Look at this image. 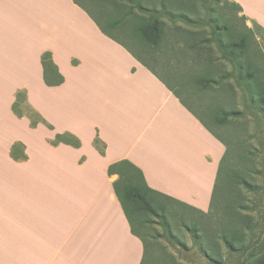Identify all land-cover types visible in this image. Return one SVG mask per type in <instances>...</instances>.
Masks as SVG:
<instances>
[{
    "label": "crops",
    "instance_id": "obj_1",
    "mask_svg": "<svg viewBox=\"0 0 264 264\" xmlns=\"http://www.w3.org/2000/svg\"><path fill=\"white\" fill-rule=\"evenodd\" d=\"M122 1L0 0V264H142L145 240L108 172L121 160L174 202L211 208L227 144L152 65L176 73L157 51L166 30L159 46L141 42ZM229 1L264 39V0ZM45 52L60 84L45 81ZM191 53L216 81L209 55Z\"/></svg>",
    "mask_w": 264,
    "mask_h": 264
},
{
    "label": "rangeland",
    "instance_id": "obj_2",
    "mask_svg": "<svg viewBox=\"0 0 264 264\" xmlns=\"http://www.w3.org/2000/svg\"><path fill=\"white\" fill-rule=\"evenodd\" d=\"M142 3L150 8L162 6L161 0ZM85 4L102 20L89 3ZM165 4L167 9L159 16L166 22L169 41H163L157 51L172 69L176 67L181 82L190 91L201 93L208 105L199 106L175 74L153 60L152 65L227 144L217 197L221 198L225 186L224 198L228 200L216 199L207 214L172 201H166L165 220L146 212L144 225L138 227L146 241L145 264H260L262 255L257 252L264 243V88L259 92V85L264 84V39L255 38L242 12L227 0H165ZM126 24L133 29L131 21ZM232 43L237 45L234 50L229 47ZM200 49L216 69L212 76L216 81L208 83L203 78L204 67L191 53ZM226 83L225 89L222 85ZM244 179L253 187L247 188ZM238 196L245 207L241 213L252 217L250 224L239 222L233 209L240 202ZM234 226L241 227L245 239H235V250L230 251L220 231ZM245 247V251L240 250Z\"/></svg>",
    "mask_w": 264,
    "mask_h": 264
},
{
    "label": "trees",
    "instance_id": "obj_3",
    "mask_svg": "<svg viewBox=\"0 0 264 264\" xmlns=\"http://www.w3.org/2000/svg\"><path fill=\"white\" fill-rule=\"evenodd\" d=\"M142 1L143 0H133V13L135 9L138 10L137 12L138 15L135 16L136 17L135 25H133L134 26L133 29L135 30L134 32L137 34V37L139 38L141 42L149 44V45L159 46L161 42L164 40V34H165V22L162 20L161 16H159V13L162 11H165L167 9V5L165 4V0H161L162 6L160 7V9L150 8V7L145 6L142 3ZM227 2L235 6L239 11L242 10L241 6L238 3H232L229 0H227ZM243 16L245 19L247 18L245 15ZM214 22H215V25L217 26L218 22L217 21H214ZM215 30H216V27H215ZM235 46L237 45H234V43H232L229 47H231L232 50H234ZM42 62L44 66V78L47 84L52 85V84H60L61 82H63L64 78L59 73V71L56 69L55 65L53 64L52 55L50 52H45L43 54ZM51 65H54V67L49 69ZM253 71L256 73L255 68ZM247 79H251V77L247 76ZM212 81L213 79H207L208 83ZM259 88H260L259 92H262L263 90L261 89L264 88V84L262 85L260 84ZM21 95L22 93L19 92L18 98H20ZM263 102H264V99L262 100V103ZM13 108H14V111L19 116H21L22 113L19 110L18 101L14 104ZM31 124L32 126H35L37 122L32 121ZM59 140H60V136H59ZM95 143L96 144L98 143V139L95 140ZM224 158L219 167L218 178H217V182L215 185L210 210L212 209L213 203L215 202L216 199L217 201H220L221 199L222 200L224 199V201L228 200L224 198L225 197L224 195L227 191L225 190V186H224L225 179L223 182L224 187H222L221 198L218 199L217 197L218 196L217 195L218 184L222 183L220 181V178H221V170L223 168ZM108 172L110 175L112 174L118 175V178L114 181V189L121 202L123 210L131 224V227L134 233H137V232L140 233L138 230V227L141 228L144 225L142 217L143 215L146 214V212L165 220L166 201L174 202V199L151 188L146 182L143 171L139 167H137L135 164H133L129 160H121V161L111 164L108 168ZM227 176H229L228 173L226 174L225 178ZM243 182H244V185L247 186V188L253 187V184L250 183L249 181L244 179ZM238 197L240 201V196ZM241 202L242 201L238 203V206L233 207V209L235 213L237 212V214H239L238 215L239 222L246 221L248 224H250L252 222V217L241 213V211L245 208ZM203 214H207V213H203ZM261 232H263V229L261 230ZM220 235L230 251L235 250V247L233 246L235 239H238L239 241H244L245 239V234L242 233L241 227H237V226H234V228L224 227L223 230L220 231ZM145 244H146V241H145ZM246 249L247 248L245 247L240 250L245 251ZM257 254L262 255L260 264H264V243L261 245ZM219 255H221V253H219ZM145 258H146V254L143 259L142 264H145L146 262Z\"/></svg>",
    "mask_w": 264,
    "mask_h": 264
}]
</instances>
